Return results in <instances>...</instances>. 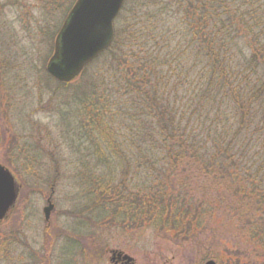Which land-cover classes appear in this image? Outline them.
Instances as JSON below:
<instances>
[{"label": "trees", "instance_id": "16d2710c", "mask_svg": "<svg viewBox=\"0 0 264 264\" xmlns=\"http://www.w3.org/2000/svg\"><path fill=\"white\" fill-rule=\"evenodd\" d=\"M156 1L148 4L155 10L141 14L143 27L134 36L117 30L103 53L116 68L123 92L117 98L132 99L133 112L145 107L154 116L148 139L139 137L147 157L136 155L138 149L130 157L135 177L145 169L146 186L132 193L125 179L118 185L92 179L88 204L95 217L151 227L179 243L193 240L204 217L232 218L254 264L256 249L264 256V0ZM110 100L101 94L96 105L102 109L100 102ZM135 126L121 146L110 140L119 130H105L102 122L94 127L108 139L93 144L99 160L124 148L125 176L127 145L140 146ZM174 170L190 174L174 182ZM194 176L210 185L202 201L187 190Z\"/></svg>", "mask_w": 264, "mask_h": 264}, {"label": "rangeland", "instance_id": "374dc122", "mask_svg": "<svg viewBox=\"0 0 264 264\" xmlns=\"http://www.w3.org/2000/svg\"><path fill=\"white\" fill-rule=\"evenodd\" d=\"M74 1L0 0V164L20 187L13 211L0 222V264H110L111 251L132 259L130 264H252V249L232 218L204 217L193 240L179 243L151 227L131 228L122 219L94 216L88 204L92 179L113 185L125 179L132 193L145 188V169L135 177L137 164L131 158L136 149L138 156L143 152L139 137L148 139L154 116L145 107L133 112L132 99L117 98L123 92L108 53L65 88L46 73L56 33ZM156 2L127 0L114 23L115 34L125 30L134 36L143 27L141 14L155 10L148 4ZM101 94H110L111 100L100 102L99 109ZM170 101L175 109L176 95ZM99 122L105 130H119L110 139L119 146L137 126L140 146L127 145L131 169L126 176L123 147L115 148L109 160L94 153V143L108 141L94 128ZM176 172L170 176L174 182L190 174ZM187 186L196 191L197 201L210 188L202 177ZM49 198L54 209L47 226L42 210ZM256 250L254 264H264L262 250Z\"/></svg>", "mask_w": 264, "mask_h": 264}, {"label": "water", "instance_id": "95a60500", "mask_svg": "<svg viewBox=\"0 0 264 264\" xmlns=\"http://www.w3.org/2000/svg\"><path fill=\"white\" fill-rule=\"evenodd\" d=\"M126 0H76L65 17L54 41L46 72L59 83L75 81L84 68L103 53L114 38V20ZM19 185L10 171L0 165V221L15 204ZM43 209L49 221L50 199ZM128 262L132 259L126 256ZM205 264H216L209 260Z\"/></svg>", "mask_w": 264, "mask_h": 264}, {"label": "flooded vegetation", "instance_id": "af4514ba", "mask_svg": "<svg viewBox=\"0 0 264 264\" xmlns=\"http://www.w3.org/2000/svg\"><path fill=\"white\" fill-rule=\"evenodd\" d=\"M13 209H14V205L9 209V211L6 214V216L4 217V219L10 215V213L13 211ZM4 219H2L0 222H2ZM47 226H49V223L47 224ZM1 242H4V241H1ZM110 254H111L110 264H130L128 262V259L125 257V255L123 253L111 251Z\"/></svg>", "mask_w": 264, "mask_h": 264}]
</instances>
